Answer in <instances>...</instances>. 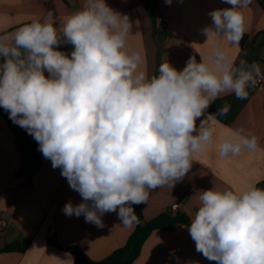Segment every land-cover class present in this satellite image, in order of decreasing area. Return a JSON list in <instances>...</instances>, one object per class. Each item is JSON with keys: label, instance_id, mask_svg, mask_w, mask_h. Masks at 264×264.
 <instances>
[{"label": "clouds", "instance_id": "9594fccd", "mask_svg": "<svg viewBox=\"0 0 264 264\" xmlns=\"http://www.w3.org/2000/svg\"><path fill=\"white\" fill-rule=\"evenodd\" d=\"M223 2L231 7L210 11L212 24L202 31L239 44L242 9L252 0ZM131 30L129 16L105 0H83L59 27L33 19L0 36V107L81 196L82 203L69 201L63 213L83 215L97 227L110 212L124 226L138 222L132 205L147 203L158 187H173L194 154L213 142L210 121L226 116L230 105L205 116L210 105L223 95L246 99L247 88L264 79L259 63L237 64L220 48L199 62L190 57L182 70L162 62L147 77L137 71L141 54L126 49ZM61 43L73 46L70 56L57 50ZM258 149L259 138L239 129L218 145V154ZM199 201L184 226L198 253L216 264H264V188H212L200 191Z\"/></svg>", "mask_w": 264, "mask_h": 264}, {"label": "crops", "instance_id": "0c3cea01", "mask_svg": "<svg viewBox=\"0 0 264 264\" xmlns=\"http://www.w3.org/2000/svg\"><path fill=\"white\" fill-rule=\"evenodd\" d=\"M153 1L154 18H151L143 0H105L113 10L129 16L132 30L126 38V49L141 54L142 63L137 71H143L147 77L157 75L159 65L166 61L182 70L190 57L199 62L200 57L211 55L216 48L237 64L240 59H253L264 71V8L257 1L252 0L242 9L247 37L242 46L216 36L208 39L202 31L212 24L210 11L231 7L223 0H172L171 5L165 0ZM82 5L83 0H0V36L10 35L33 19L59 27L66 16L79 11ZM159 18L164 19L168 36L155 34ZM57 50L70 56L74 49L61 43ZM48 75L45 71V76ZM247 91L246 99L223 95L206 110L205 116L215 114L225 103L230 105L226 116L210 121L214 128L213 142L194 154L188 173L173 187L156 188L147 203L139 204L147 222L170 212L174 204L180 206L177 213L187 215L190 220L198 210L200 191L212 188L243 191L264 181V89L249 87ZM196 123L199 126L200 119ZM239 129L245 134L254 133L259 138V149L221 158L218 145ZM40 154L41 169L32 177L18 176L22 152L0 115V211L8 215V227L0 232V264H74L73 257L66 252L71 247L101 261L124 247L137 222L124 226L117 213L110 212L101 217L104 226L97 227L86 222L83 215L66 216L62 211L64 205L69 201L78 205L82 198L70 188L61 170L53 169L51 161ZM7 247L12 250L3 252ZM196 261L216 264L196 251L187 228L180 226L171 232L155 231L134 264Z\"/></svg>", "mask_w": 264, "mask_h": 264}, {"label": "trees", "instance_id": "16d2710c", "mask_svg": "<svg viewBox=\"0 0 264 264\" xmlns=\"http://www.w3.org/2000/svg\"><path fill=\"white\" fill-rule=\"evenodd\" d=\"M145 8L151 18H154L155 3L153 0H143ZM264 8V0H255ZM155 34L168 36L164 31H160L159 27L155 28ZM247 39L243 35L239 41L240 46L243 45V40ZM249 63L254 62L253 59L247 60ZM0 115L5 119L7 125L15 135L17 144L22 152V166L18 176L32 177L42 167V160L40 151H38V143L29 136L27 131L20 126L14 124L9 119V114L2 107H0ZM256 187L264 188V181L260 182ZM135 213L138 216V222L134 233L128 239L124 247L113 252L110 256L101 261H94L87 256L83 251L77 247H71L66 250L74 260V264H134L140 257L143 245L155 231H174L180 226L189 224L190 220L187 215L177 213L175 215L167 212L160 215L156 219L147 222L141 212L140 205H132ZM7 247L3 252L11 251Z\"/></svg>", "mask_w": 264, "mask_h": 264}, {"label": "built area", "instance_id": "2783aa9c", "mask_svg": "<svg viewBox=\"0 0 264 264\" xmlns=\"http://www.w3.org/2000/svg\"><path fill=\"white\" fill-rule=\"evenodd\" d=\"M158 24H159L160 31L166 32V26H165L163 18L158 19ZM261 72L264 73V71H261ZM254 88L257 90L264 89V79L257 78V82ZM179 207H180L179 204H174L171 207L170 213L173 215L177 214ZM7 227H8V215L7 213L0 211V232L5 231Z\"/></svg>", "mask_w": 264, "mask_h": 264}]
</instances>
